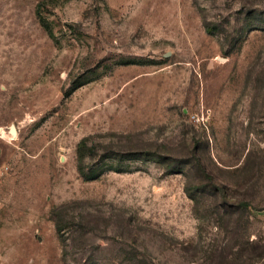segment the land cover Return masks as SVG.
Returning a JSON list of instances; mask_svg holds the SVG:
<instances>
[{
  "label": "rangeland",
  "instance_id": "1",
  "mask_svg": "<svg viewBox=\"0 0 264 264\" xmlns=\"http://www.w3.org/2000/svg\"><path fill=\"white\" fill-rule=\"evenodd\" d=\"M0 264H264V0H0Z\"/></svg>",
  "mask_w": 264,
  "mask_h": 264
},
{
  "label": "trees",
  "instance_id": "2",
  "mask_svg": "<svg viewBox=\"0 0 264 264\" xmlns=\"http://www.w3.org/2000/svg\"><path fill=\"white\" fill-rule=\"evenodd\" d=\"M94 155V149L92 145L88 144L87 137H82L78 144H77V159L79 161V170L83 173L84 176L88 178L96 177V169L93 165H90L87 170H84L82 165V161L85 156H92ZM57 229L59 230L60 227L57 225Z\"/></svg>",
  "mask_w": 264,
  "mask_h": 264
},
{
  "label": "bare ground",
  "instance_id": "3",
  "mask_svg": "<svg viewBox=\"0 0 264 264\" xmlns=\"http://www.w3.org/2000/svg\"><path fill=\"white\" fill-rule=\"evenodd\" d=\"M11 129L13 130V127H11Z\"/></svg>",
  "mask_w": 264,
  "mask_h": 264
}]
</instances>
